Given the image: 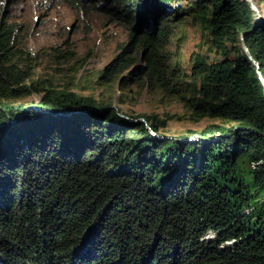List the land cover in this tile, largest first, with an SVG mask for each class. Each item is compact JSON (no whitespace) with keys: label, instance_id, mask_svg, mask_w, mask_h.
I'll return each mask as SVG.
<instances>
[{"label":"trees","instance_id":"trees-1","mask_svg":"<svg viewBox=\"0 0 264 264\" xmlns=\"http://www.w3.org/2000/svg\"><path fill=\"white\" fill-rule=\"evenodd\" d=\"M94 9L131 25L101 80L145 62L150 89L180 97L193 122H214L184 132L196 140L162 138L152 115L135 123L68 88L27 102L37 108L10 101L29 78L16 58L29 53L0 0V264H264V84L242 39L264 77V18L255 26L246 0ZM187 16L218 53L194 55L189 74L172 61L165 23Z\"/></svg>","mask_w":264,"mask_h":264},{"label":"rangeland","instance_id":"rangeland-1","mask_svg":"<svg viewBox=\"0 0 264 264\" xmlns=\"http://www.w3.org/2000/svg\"><path fill=\"white\" fill-rule=\"evenodd\" d=\"M3 1L19 46L29 53L16 58L22 74L29 72V78L18 98L10 101L28 105L29 100L39 102L50 87L68 88L112 104L126 113L122 116L135 123L141 115H152L158 125H162L157 133L162 138L168 135L187 140L192 133L186 135V130H201L214 122L210 119L193 122L180 97L150 89L141 78L144 70L140 68L146 67L145 62L135 65L134 79H130L124 89L120 88V82L132 73L134 66L114 80L100 79L102 71L118 57L122 47L131 45L130 24L109 19L104 9L95 11L94 5L103 6L106 0ZM193 1L182 0V5L187 6ZM255 1L264 15V0ZM165 23L175 26L167 50L173 55V63L181 65L186 74L191 72L192 57L197 53L216 59L218 53L212 47L209 35L191 16L181 22L166 17ZM128 52L134 55L137 47H129Z\"/></svg>","mask_w":264,"mask_h":264},{"label":"water","instance_id":"water-1","mask_svg":"<svg viewBox=\"0 0 264 264\" xmlns=\"http://www.w3.org/2000/svg\"><path fill=\"white\" fill-rule=\"evenodd\" d=\"M250 5H251V7H252V9L254 10V11H256L257 13H258V18H257V20L255 21V26L260 22V20H261V17H260V15H261V13H259V9H258V7H257V5H256V3H255V1L254 0H246ZM263 18V17H262ZM145 25L143 24V22L142 21H139L137 24H136V27H137V29H138V31H141L142 30V28L144 27ZM244 35H245V33H243L242 34V39H243V47H244V49H245V52L247 53V55L249 56V58L255 63V65H256V67H257V70H258V73L260 74V77H261V79H262V81H263V84H264V77L262 78V74L260 73V69H259V63L253 58V56L251 55V53H250V51H249V48H248V46L246 45V43H245V41H244ZM142 69V71L145 69V67H142V68H140V70ZM139 121H145V119L144 118H139ZM152 129V128H151Z\"/></svg>","mask_w":264,"mask_h":264},{"label":"clouds","instance_id":"clouds-1","mask_svg":"<svg viewBox=\"0 0 264 264\" xmlns=\"http://www.w3.org/2000/svg\"><path fill=\"white\" fill-rule=\"evenodd\" d=\"M254 1H255V0H254ZM255 3L257 4V7H258V9H259V13H261V10H260V6H259V4H258L256 1H255ZM251 8H252V7H251ZM253 11H254V10H253ZM254 12H255V15H256V16H255V21H256L257 18H258L259 16H258V13H257L256 11H254ZM260 17H261V20H262V19L264 18V15L261 13ZM262 17H263V18H262ZM261 20H260V21H261ZM260 73H261V72H260ZM259 76H260V74H259ZM260 78H261V77H260ZM262 78H263V76H262ZM261 80H262V79H261ZM262 82H263V81H262ZM28 105H31V104L29 103ZM28 105H27V106H28ZM34 105H37V104H33V105H31V106L33 107ZM33 108H35V107H33ZM36 108H37V107H36ZM48 110H49V109H48ZM150 129H151V128H150ZM151 131H152L153 134H155L154 131H153V129H151ZM190 138L193 139V140L199 139V134H198V133H192L191 136L188 137V139H190Z\"/></svg>","mask_w":264,"mask_h":264},{"label":"bare ground","instance_id":"bare-ground-1","mask_svg":"<svg viewBox=\"0 0 264 264\" xmlns=\"http://www.w3.org/2000/svg\"><path fill=\"white\" fill-rule=\"evenodd\" d=\"M257 5V4H256ZM38 105H34V107H37Z\"/></svg>","mask_w":264,"mask_h":264}]
</instances>
